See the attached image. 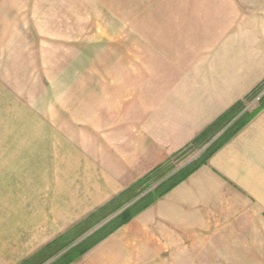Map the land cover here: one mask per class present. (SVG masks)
<instances>
[{
	"label": "crops",
	"instance_id": "0c3cea01",
	"mask_svg": "<svg viewBox=\"0 0 264 264\" xmlns=\"http://www.w3.org/2000/svg\"><path fill=\"white\" fill-rule=\"evenodd\" d=\"M110 14L109 49L92 66L80 61L77 75L68 72L58 88L51 79L27 103L14 94L1 100L14 108L0 127V174L16 175L11 205L30 207L17 231L38 245L19 264H38L76 237L46 262L66 264L54 261L103 218V207L120 196L126 202L154 171L151 191L167 180L168 160L264 80V0H125ZM46 15L27 24L56 23L54 12ZM4 153L16 161L5 165ZM219 247L227 263L236 262L232 254L264 262V109L205 165L69 264H198L200 253L214 262Z\"/></svg>",
	"mask_w": 264,
	"mask_h": 264
},
{
	"label": "rangeland",
	"instance_id": "374dc122",
	"mask_svg": "<svg viewBox=\"0 0 264 264\" xmlns=\"http://www.w3.org/2000/svg\"><path fill=\"white\" fill-rule=\"evenodd\" d=\"M117 2L119 5H123L125 0H0V110L5 112L0 115V127L4 128V117H8L6 111H12L14 108L10 106L4 110L3 101H1L3 97L14 94L20 101L27 103L30 101L31 94L37 96V90L40 89L46 93L52 85L51 79H56V81L59 79V82L53 83L55 88H58L59 85L66 83L68 72L77 75L80 61L86 60L89 67L94 64L96 52L105 54L106 50L104 49H109V42H104V40L111 37L113 25L110 14L111 5L113 6ZM140 4L142 5V2ZM46 9L55 13L56 23H61L59 27L53 19L41 22L39 28L36 24L28 25L38 21L39 18H47ZM41 12L44 13L41 14ZM18 27H22L23 30H18ZM13 34H21L23 38L13 37ZM47 66L50 69H47ZM27 92H29V96L24 97L23 94ZM263 95L264 91L256 99L248 102L246 110L257 107L258 101ZM34 112L30 117L38 116L39 111L34 110ZM0 151H2L1 146ZM200 151L201 149L198 148L179 162L174 161L173 171H179L197 159L201 154ZM4 154L6 156L5 165L9 166L16 161L14 155L11 154L12 158L6 153ZM2 164L0 161V168H3ZM3 170H7V168H3ZM15 179L16 175L0 174V264H19L23 257L27 258L32 255L38 246L35 244L36 239L21 238L20 232L17 231V227L22 225L20 218H30L28 213L30 207L11 205L13 201L18 200L13 198L16 194ZM151 182L149 186H153L155 183ZM147 187L148 185L140 189L144 190L142 193L150 188L147 189ZM140 190L133 191L130 196L133 197ZM136 198L130 202L128 199L123 203L122 208ZM20 200L26 203L25 198ZM18 207L19 209L23 207L26 215L24 217L20 213L16 221L15 213ZM114 214L95 223L78 240L81 241L82 238L85 240L90 236L89 233L104 227L114 219L105 223ZM1 217L4 218L3 221ZM215 249L218 252L210 256L214 257V262H209L207 253H200L198 264H230L223 260L225 255L222 248ZM248 256H251L253 260L255 258L254 254H232L231 259L236 260L232 264H250L249 262H239L241 257L246 260ZM44 262L42 264H47V260ZM189 264L194 263L189 262Z\"/></svg>",
	"mask_w": 264,
	"mask_h": 264
},
{
	"label": "trees",
	"instance_id": "16d2710c",
	"mask_svg": "<svg viewBox=\"0 0 264 264\" xmlns=\"http://www.w3.org/2000/svg\"><path fill=\"white\" fill-rule=\"evenodd\" d=\"M263 91H264V80L258 86H256L252 90V92H250L244 99L239 100L229 109H227L216 121H214L205 130H203L192 142H190L184 148H182L177 153H175L168 160V162L172 163L170 165L171 168L169 170L172 171L175 168V164L171 160L179 162V160L184 159L186 156L191 154L196 149L204 148L207 144H209L214 139L216 134H219L223 129L227 128L230 125L211 145H209L201 153V155L197 159L193 160L188 165H186L184 168H182L181 170H179L178 172L170 176L167 180H165L163 183L158 185L153 191H150L144 197L136 201L133 205L125 209L118 216H116L110 222L105 224L104 227L95 231L85 240L81 241L79 244L72 247L70 250H68L65 254H63L59 259H57L54 262L57 263L58 261L61 262L62 260H64V263L69 264L70 262L80 258L87 251H89L92 247H94L96 244L101 242L103 239H105L107 236H109L111 233H113L114 231L122 227L123 225L129 223L138 213H140L142 210L147 208L150 204L155 202L161 196H164L165 194H167L170 190L175 188L181 182L186 180L191 174H193L201 166L205 165L210 160V158L221 147H223L234 136H236L264 109V95H263L259 99L258 101L259 103L257 107H255L252 110L250 109L246 110L248 102H251L254 99H256ZM155 172L156 171L152 172L150 175H147L146 177L141 179L137 183V185L138 186L148 185V187H150L149 185H150V182L154 180L153 174H155ZM137 185H135L134 187H136ZM143 191L140 190L136 192V194L133 197H131L128 202L136 198ZM120 197L118 198L120 199ZM118 198L114 199L111 203H109L108 205L102 208V211H104L102 212L103 218L109 217L110 215L114 214L116 211H118L120 208L123 207L124 204L121 203ZM93 217H95V214L93 215ZM94 224L95 223H93V225ZM88 229H90V227L83 230L82 233L88 231ZM62 237H59L54 242L50 243V245L53 243H57V241H59ZM74 240L75 239L68 241L66 238L65 245L58 248L55 252H52L51 254L45 256V258H43L38 264L40 263L42 264V262L48 260L55 254H57L60 250L67 247ZM39 255L41 256L42 253L40 252L38 253V255H35V256H39ZM32 258L33 257L27 259L22 264H32L31 262Z\"/></svg>",
	"mask_w": 264,
	"mask_h": 264
},
{
	"label": "water",
	"instance_id": "95a60500",
	"mask_svg": "<svg viewBox=\"0 0 264 264\" xmlns=\"http://www.w3.org/2000/svg\"><path fill=\"white\" fill-rule=\"evenodd\" d=\"M234 122V121H233ZM232 124V123H231ZM230 126V125H229ZM228 126V127H229ZM227 127V128H228ZM227 128H225L220 134H218L217 135V137H215V139L214 140H212L205 148H204V150L209 146V145H211ZM176 171H178V170H176ZM175 171V172H176ZM174 172V173H175ZM173 173V174H174ZM152 190V188H150V189H148L145 193H142L138 198H136L134 201H132L131 203H129L128 205H126L124 208H122V209H120L118 212H116L113 216H111L105 223H107L108 221H110L112 218H115L116 216H118L121 212H123L126 208H128L132 203H134V202H136L138 199H140L142 196H144L145 194H147L149 191H151ZM104 223V224H105ZM92 232H94V231H92ZM91 232V233H92ZM91 233H89V234H91ZM88 234V235H89ZM84 237H86V236H84ZM81 240H83V238L81 239ZM80 241V240H79ZM78 241V242H79ZM77 242H75L72 246H74L75 244H76Z\"/></svg>",
	"mask_w": 264,
	"mask_h": 264
}]
</instances>
